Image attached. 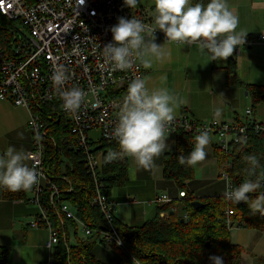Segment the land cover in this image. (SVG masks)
Wrapping results in <instances>:
<instances>
[{"label": "built area", "instance_id": "built-area-1", "mask_svg": "<svg viewBox=\"0 0 264 264\" xmlns=\"http://www.w3.org/2000/svg\"><path fill=\"white\" fill-rule=\"evenodd\" d=\"M0 16L7 22L6 26H0V101H11L29 113L27 126L32 146L27 154L28 167L40 173V182L33 188L31 199L38 206L40 216L30 226L44 227L49 232L46 264H53L59 237L48 218V211L40 205L41 195L47 188L53 190L51 201L58 196V190L43 169L44 141L60 120L65 121L72 138L69 148L83 154L85 170L93 181L92 206L100 209L111 230L96 232V240L107 246L124 248L113 225L117 204L104 194L103 165L118 163L127 157L110 163H105L103 157L110 149H118L113 128L119 107L127 94L128 84L137 75L145 78V71L139 61L131 70L113 71L104 64L101 49L112 42L111 28L118 23V18L133 17L146 26L155 27L154 24L145 10L133 11L123 0H0ZM154 35L166 41L161 31L157 30ZM263 40L264 37L259 41ZM253 42L245 40L233 54L240 53ZM58 66H63L70 75L65 88L79 87L88 93L76 117L63 110L50 80ZM243 117V120L200 122L182 114L171 122L166 135L176 137L184 133L195 138L199 131H207L210 139H216L217 148L228 152L232 146L247 144L251 133L261 134L264 139V125L254 119L253 111L247 110ZM94 133L97 136L91 137ZM222 178L232 187L226 173ZM72 191L71 188L69 192ZM179 197L184 198L185 193L181 192ZM173 201L163 195L154 203ZM61 213L68 220L76 221L85 237L95 235L76 218L69 204L61 205Z\"/></svg>", "mask_w": 264, "mask_h": 264}, {"label": "trees", "instance_id": "trees-1", "mask_svg": "<svg viewBox=\"0 0 264 264\" xmlns=\"http://www.w3.org/2000/svg\"><path fill=\"white\" fill-rule=\"evenodd\" d=\"M3 21L0 16V26L7 25ZM245 40L252 41L251 38ZM236 71V54H233L226 68V84L232 88H244L251 98L253 110L264 104V86L244 83ZM55 125L44 141L46 151L43 169L58 190V196L51 201L53 190L47 188L40 200L41 207L48 211V218L59 237L53 253V264H105L93 254L96 244L105 245L96 240V232L111 230L100 209L92 206L95 194L93 181L85 170L83 154L69 148L72 138L65 121L60 120ZM175 138L176 150L165 156L163 176L166 181L175 183L179 192L185 193V197L180 201L158 205L155 218L138 228L123 225L114 217L113 225L124 248L116 245L109 247L120 250L123 257L118 264H126L128 261L137 264H210V256L222 257L223 264H244L248 253L233 242L231 231L236 227L264 235V216L252 215L244 202L235 205L224 200L223 196L198 198L190 193L188 184L195 179V166L181 165L177 158L187 156L192 151L195 138L184 133L177 134ZM214 151L219 178L226 173L232 187L249 179L246 171L249 167L246 157L249 154L257 157L259 166L256 175L264 179V139L261 134L251 133L247 144L232 146L228 152L218 148ZM103 175L104 194L111 198L112 192L124 187L129 180L127 158L111 165L104 164ZM251 178L255 179L256 176ZM71 188L73 191L69 192ZM259 193H264V188L249 195L255 197ZM2 195L5 201L26 202L30 201L32 190L10 192L3 188ZM196 201H200L203 207L195 209L192 205ZM63 204H69L76 218L85 223L95 235H83L81 238L79 224L68 220L61 213ZM171 212L174 214L171 215ZM8 258V250L0 247V264H7ZM253 258L256 264H264V257Z\"/></svg>", "mask_w": 264, "mask_h": 264}, {"label": "crops", "instance_id": "crops-1", "mask_svg": "<svg viewBox=\"0 0 264 264\" xmlns=\"http://www.w3.org/2000/svg\"><path fill=\"white\" fill-rule=\"evenodd\" d=\"M226 2L239 18L236 32L244 33L245 38L254 41L236 53V74L248 85L264 86V40L259 41L264 37V0ZM139 9L145 10L154 24V0H139L132 10ZM155 42L163 45L170 56L163 61L154 60L151 68L143 67L145 80L150 90L167 88L170 94L186 101L176 108L175 117L186 114L196 121L208 122L215 119L213 111L221 108L219 121L244 119L243 111L249 110L251 105L248 92L226 84V68L232 56L226 60L210 61L196 45H178L162 39H155ZM251 110L254 119L264 125V104ZM28 121L26 109L14 106L11 101H0V155L9 146L14 147L24 153V164L27 166L30 165L27 154L32 146ZM166 143L170 151L165 150L151 169H142L131 157H127L129 180L124 187L116 188L111 194V199L117 204L115 217L121 224L138 228L155 218L158 204L154 201L163 195L174 201L181 200L176 184L166 181L163 176L164 158L175 152L176 138L168 136ZM215 148L216 139L211 138L206 159L195 166V173L201 169L203 174L200 180L195 178L188 184L189 192L198 198L223 196L224 190L215 191L216 187H222ZM213 165L218 169V177L213 172ZM2 191L3 187H0V247L9 252L7 264H46L49 259L46 248L49 232L44 227L36 229L30 226L39 215L38 206L31 201L32 195L30 201L10 202L3 199ZM245 232L241 234L238 245L253 257H264V235L249 230ZM110 248L98 243L93 254L102 263L118 264L122 258ZM249 260L252 259L245 258L244 264Z\"/></svg>", "mask_w": 264, "mask_h": 264}, {"label": "clouds", "instance_id": "clouds-1", "mask_svg": "<svg viewBox=\"0 0 264 264\" xmlns=\"http://www.w3.org/2000/svg\"><path fill=\"white\" fill-rule=\"evenodd\" d=\"M138 3L139 0H124L130 9L137 7ZM153 19L155 27L146 26L133 17L118 18V23L111 28L112 42L101 49L104 64L113 71H125L131 70L137 61L147 69L152 67L154 60L167 59L170 53L155 42L157 30L164 34L166 42L195 44L210 61L226 60L245 43L246 34L236 32L239 18L230 10L226 0H207L206 3L203 0H154ZM69 79L70 75L63 66L56 67L50 75L61 107L76 117L88 93L79 87L65 88ZM184 103L186 101L170 94L167 88L150 90L145 78L137 75L128 84L113 128L118 149H110L103 157L104 162L131 157L138 167L151 169L165 150L170 151L166 143L167 128L175 119L176 108ZM221 117L222 109L216 108L213 118ZM209 145L207 131H199L192 151L187 156H179L178 162L196 166L206 159ZM24 160V153L11 146L0 155V187L19 192L33 190L39 184L40 173L24 164ZM246 160L249 179L236 187H228L223 192V199L235 205L244 202L252 215L264 216V193L255 197L249 195L264 188V179L256 175L259 161L251 154ZM253 176L256 178L252 179ZM209 262L223 264V258L210 256Z\"/></svg>", "mask_w": 264, "mask_h": 264}, {"label": "rangeland", "instance_id": "rangeland-1", "mask_svg": "<svg viewBox=\"0 0 264 264\" xmlns=\"http://www.w3.org/2000/svg\"><path fill=\"white\" fill-rule=\"evenodd\" d=\"M3 22H5L6 24H7V22L6 21H3ZM250 102H251V105L249 106V109H253L252 108V101H251V98H250ZM246 111V110H245ZM245 111H243V114L245 113ZM245 115V114H244ZM91 137H95V136H97V134L96 133H94V134H92V135H90ZM133 170V169H132ZM213 172H214V174H216V177H218V169L216 170V167L213 165ZM132 173H133V171H132ZM202 174H203V171L201 170V169H199V171L197 172V173H195V178L197 179V180H200V178H201V176H202ZM220 174V173H219ZM221 180H222V187H216L215 188V191L216 192H219V190H220V192H221V190H226L227 188H228V183L223 179V178H221ZM198 183V182H197ZM197 185H201V184H197ZM224 185H225V187H224ZM197 195H198V193H197ZM243 230V231H242ZM241 231V232H240ZM246 230H244V229H238V228H236V227H234L233 228V230L231 231V237H232V240H233V242L234 243H237V244H239L238 243V241H240V237H241V234H246V232H245ZM79 234H80V236H81V238H83V233L80 231L79 232ZM111 250H113V253H117L121 258L123 257L122 255H121V252H120V250H118V249H114V248H110ZM246 258L247 259H252V260H249L248 262L249 263H247V264H254L255 263V259L253 258V255H249V253L246 255ZM126 264H137L136 262H134V261H128ZM246 264V263H245Z\"/></svg>", "mask_w": 264, "mask_h": 264}, {"label": "water", "instance_id": "water-1", "mask_svg": "<svg viewBox=\"0 0 264 264\" xmlns=\"http://www.w3.org/2000/svg\"><path fill=\"white\" fill-rule=\"evenodd\" d=\"M248 94V93H247ZM195 209H199L203 207V204L200 201H196L192 205ZM174 212H171V215H173ZM207 247H209V244H207Z\"/></svg>", "mask_w": 264, "mask_h": 264}]
</instances>
